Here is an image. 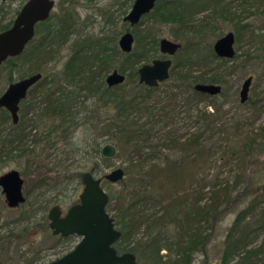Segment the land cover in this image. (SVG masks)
<instances>
[{"label":"trees","instance_id":"trees-1","mask_svg":"<svg viewBox=\"0 0 264 264\" xmlns=\"http://www.w3.org/2000/svg\"><path fill=\"white\" fill-rule=\"evenodd\" d=\"M154 6L150 12L151 17L163 22L177 23L183 28L182 30L186 35L189 34L188 39L177 52L179 53L178 59L170 68L169 77L173 80V84L169 86L166 94L148 102L147 97L157 87L146 86L139 81H133V87L124 91L122 88L124 84L109 86L105 81H100L104 76L103 72L111 68L121 51L106 49L104 39L99 40L91 37L81 41L74 40L71 55L63 62L64 65L61 70L48 73L49 75H42V78L31 86L27 94L30 95V100L37 98V95L42 97L43 105H41L38 119L46 123L49 122L46 125L49 131L43 137L48 146L54 144V136L57 137V141L62 140L65 144L71 145L72 136L79 126L92 122L96 117L95 112L108 107V112L113 111L103 120V128L100 129L99 134L111 136L110 138H114V140L117 139L121 148L125 147L133 152L124 159L125 173H131L133 169L137 168L136 166L142 167L151 158L163 155L165 163L162 168H160V163L151 166L146 172L142 169L145 179L139 183H135L133 181L135 179L130 177L132 181L131 183L129 180L130 184L124 179L120 180L121 189L116 195L109 198L108 201H112V203L106 207L109 213L110 210L112 211L111 215L115 225L122 232L121 241L128 239L134 230L143 229L142 236L131 249L138 257L140 264H193L195 253L209 240L210 234L206 233L209 224L217 221L220 215L226 211L223 205L235 204L238 200L242 206L236 212L234 220L223 237L222 252L219 259L207 263L263 264L264 236L256 246L257 248L249 246L251 241L258 238L260 232L264 230V171L258 173L251 180L253 176L251 171L264 164V162L259 161L261 156L264 157V119L261 125L257 127V131H253L252 136H247L243 140L240 151L226 149L221 156L225 157L228 153L232 158L240 159L242 153L241 164L237 166L241 169L242 174L238 173L232 184L228 180L225 182L216 181L214 186L206 190L205 194L202 192H198V194L185 193L182 192L183 187H181L186 177V169L189 165L194 166L193 161L195 159L205 155V147L199 143L204 133L203 130L192 131L188 135L178 134L170 128L171 125L168 121L164 122L159 130L163 135L156 140L153 138L154 133H156L155 125L158 124L159 120H165L167 116H172L171 111L176 110V107L183 102L181 101L184 99L182 98L183 86L189 91L191 90V100L196 101V105L198 100L210 99L203 111L193 108L192 101L187 110L191 112V110L196 109L197 117L199 121L205 123V128L215 127L221 134L226 132L228 126L224 125L227 123H219L218 121L225 113L223 107L225 102L221 103L216 100V97L221 95L223 90L218 95L210 96L194 89L196 83L212 82L221 85L223 79L219 77L218 73L211 75H208L207 72L192 74L188 64L194 56L198 58L197 61L203 62H206L210 57L222 61L239 57L235 51L231 59L220 58L215 55L210 43L207 51L203 54L200 53L206 34L210 32L219 38L224 33V25L221 22L231 24L230 31L235 34V42L240 46H242V42L253 44V54L247 50L242 51L245 59H243L241 66H244L245 61L253 58L264 62V31L259 33L256 30L258 27L264 28V0H156ZM250 10L259 12L261 23L255 22L256 20L244 19L243 13L247 15ZM199 13L203 15L198 17L197 14ZM11 22L12 20L1 24L0 31L10 26ZM73 22L71 13L65 12L63 15L56 16L55 21L51 14L47 20L38 23L35 36L37 29L42 24L46 25L45 34L38 39L34 36L27 43L23 52L15 57H8L2 63L10 69L9 77L11 78L15 68H18L24 61L46 59L45 56L49 54V51L42 47L52 48L56 44L60 45V43L67 42L70 33L73 32ZM135 33L138 43L134 52H124V57L121 56L122 62L118 64L119 72H125L127 67L132 66L140 58H149L150 50L156 46V38L151 36V31L145 33L147 37L151 36L153 39L152 42H148L150 43L149 48L146 47L148 43H144V39L140 35L141 32L136 31ZM180 50L181 52H179ZM119 55H122V52ZM230 67L231 71H235L237 64H232ZM39 72H41L40 67L32 73ZM129 75L132 77V74L129 73ZM90 97H94V100L91 104L92 107L87 108L84 102ZM250 100L248 95V99L244 103H248ZM23 101L25 99L21 102ZM262 107L264 108V106ZM82 110L85 112L79 116V112ZM260 110L259 112H264V109ZM131 111L147 114L146 119L148 121L140 123L133 120ZM7 117H9L8 114ZM235 125L237 129L239 125H242V122L237 121ZM17 127L22 130L20 120ZM16 134H11L10 143L21 142L24 137H27V134ZM99 134L85 147L83 154L89 155L90 153L96 162H106L109 158L101 155L102 141L98 140ZM33 140L43 141L41 138H34ZM170 154H179V157L171 158ZM247 160L259 162L261 165H248ZM247 167L249 168L247 172L249 179L245 184L243 180L247 176L245 173ZM262 167L264 168V165ZM78 174L81 173L78 172ZM103 175H100L101 178ZM237 183H242L244 186L234 193ZM205 187L199 191H203ZM145 203H152V207L162 204L161 210L150 214L137 208ZM4 206L11 210L6 206L5 201ZM23 212L21 218L26 216V210ZM8 223L6 220L0 223V226ZM170 226L176 230L175 239L168 234ZM23 230L26 231V227ZM8 236L13 237L12 230H9L7 236H0V256L6 250H9L6 253L12 251L10 245H5ZM121 241L116 244L118 251L125 249V247L122 248ZM161 250H165L166 254H161ZM235 255L238 258L234 263H231Z\"/></svg>","mask_w":264,"mask_h":264},{"label":"rangeland","instance_id":"rangeland-1","mask_svg":"<svg viewBox=\"0 0 264 264\" xmlns=\"http://www.w3.org/2000/svg\"><path fill=\"white\" fill-rule=\"evenodd\" d=\"M25 2V0H4L0 1V25L5 24V22L13 20L16 15V10ZM132 0H56V5L53 8V20L55 21L56 16L63 15L64 12L69 14L72 12L74 18V28L73 32L70 33L69 40L60 45L56 44L54 47H42L44 50L49 51L46 59L39 60H28L22 62L18 68H15L12 72L11 78L9 77L10 69L6 65H2L0 70V94L6 89L8 83L11 81H17L22 77L29 76L30 73L37 71L40 67L42 75L52 73L53 71H59L63 67V62L71 55L72 43L74 40H83L87 38H97L105 40V47L108 50L113 51L114 49H119L118 38L124 31L129 30L133 33L134 43L132 46V52L138 43L136 31L141 32L140 35L144 39V43L152 42L151 36L156 38V46L150 50L149 58H140L139 61H135L132 66L127 67L125 72V80L123 81L122 88L124 91L133 87V81H138V71L137 68L142 64L151 63L152 59L156 57L165 58L167 55L163 54L159 49V40L161 37H168L173 41H178L181 46L186 42L189 34H185L182 30L183 28L177 23L163 22L159 19H154L151 17L150 12L145 14L141 20L131 26L128 22L123 20V16L131 8ZM108 11V14H107ZM203 13V12H202ZM202 13L197 14V16L203 15ZM258 11L250 10L247 15H244V19L255 22H260V16ZM110 16V18H109ZM224 25V33L231 30V24L226 22H221ZM259 25V24H258ZM257 25V26H258ZM45 26L40 25L37 29L38 39L41 35L45 34ZM259 33L264 31V28L258 27L256 29ZM151 31L152 35L147 37L145 33ZM223 33V34H224ZM218 37L212 33L206 34L205 42L200 50L201 54L207 51L208 45L212 46L213 42ZM101 40V41H102ZM236 52L239 57L228 61H222L220 59L209 58L206 62L197 61L196 56L189 62L192 74H200V72H207L208 75L213 73H218L221 79H223L221 88L223 93L216 97L218 102L224 104L225 113L220 118L219 123H227L224 126L226 132L219 133L215 127L209 129L205 128V123L199 121L197 117V111H203L204 106L208 103V100H191V90L189 91L184 86L182 87L184 92L182 94L181 101H183L180 106L176 107V110L171 111L170 117H166L165 120H159L158 124L155 125L153 140L161 137L163 134L159 131L164 122H170V128L175 130L178 134L188 135L192 131H202L203 135L199 143L205 148V155L199 157L193 161L194 166H190L186 169L185 180L181 187H183L182 192L185 193H206L208 188L214 186L216 181H226L228 180L230 184L234 183V179L237 174H242L241 169L237 168L242 161V153L240 159H235L227 153L225 157L224 154L226 149H234L240 151V146L243 140L247 136H252L253 131H257V127L261 125L264 119V112L260 109H264V62L260 59L253 58L252 60L245 61L244 66H241L245 59V55L242 51H249L254 53L252 48L253 44L250 45L247 42H242V46L238 43H234ZM150 43L146 46L149 48ZM152 48V47H151ZM122 55L118 53L117 59L111 65V68L107 69L103 73V78L100 79L102 82L105 81L106 76L112 70L118 69V64L121 63V56L124 57L123 51ZM264 51V50H263ZM181 52V50L179 51ZM200 54V55H201ZM179 53H176L171 58L175 63L178 59ZM117 56V55H116ZM44 58V57H43ZM229 59V58H227ZM131 60V59H130ZM237 64V69L231 71V65ZM188 67V68H189ZM21 70V71H20ZM132 74V77L129 75ZM49 75V74H48ZM248 75L253 76V81L250 85L249 97L250 102L242 103L239 98V91L241 90V85L243 80L248 77ZM133 79V80H132ZM173 84V80L169 77L166 81L161 82L157 88L150 94L147 99L148 102H152L153 99H158L162 97L169 90V86ZM85 92V91H83ZM30 95L25 97V101L20 102L19 105V119L20 127H17L19 123H13L10 114L7 110L0 108V175L1 173L15 168L21 173L24 179L23 193L26 196V201L24 204L20 205L13 210H8L4 206L3 192L0 187V223L8 220L7 225L0 226V236L8 234L9 230L13 231V237H7L5 245H10L12 251L0 256V264H48L51 260L58 258L63 253L68 252L70 249L76 246V243L80 241V236L70 235L68 238H62L59 235H53L52 231L48 225V210L51 206L59 203L64 211L67 207L75 201L78 200L79 194L83 188L81 181V174L83 171L92 170L93 174L98 177L101 174H105L109 170L115 167L124 168V159L130 153L133 154L128 148L120 147L118 145L119 141L111 136L99 134L101 128H103V123L106 117L112 113L113 110L107 111V108L100 109L95 112V118L92 122L86 123L85 125L79 126V128L74 132L72 136V144H65L64 141H57V137L53 145L48 146L46 144V136L49 129L46 125L49 122H44L38 119V114L41 111L42 97L37 95V98L30 100ZM94 97L87 98L84 105L87 108L92 107V102ZM193 102V108L189 112L188 105ZM191 104V103H190ZM111 108V107H110ZM112 109V108H111ZM208 110H210L208 108ZM85 110L79 112V116L84 114ZM9 117H7V114ZM131 116L133 120L143 123L148 121L146 118L147 114L131 111ZM44 120V119H43ZM240 121L242 125L237 127L234 126L235 122ZM166 126V125H165ZM12 133L27 134L21 142L15 141L13 144L9 142V138ZM99 134L98 140L102 141V144L111 142L115 144L118 149L117 154L111 157L106 162H96L93 156L88 154H83L85 147L92 142L93 138ZM34 138H41L43 141L38 142L33 140ZM46 138V137H45ZM130 148V147H129ZM24 151H21V150ZM210 149V150H208ZM212 150V152H211ZM24 152V153H23ZM240 155V154H238ZM236 155V156H238ZM159 157L151 158L145 165L133 169L131 173H125L124 179L130 184V178H134L135 183H139L144 180L145 176L142 172L148 171L151 166L160 164V168L165 163V158L163 155H158ZM171 158L179 157V154H170ZM164 159V160H163ZM264 157H260L259 161L262 163ZM253 160H247L248 165H258L259 162H251ZM261 165V164H259ZM264 165V164H263ZM258 166L251 172L253 180L258 173H262L264 168ZM249 167V166H248ZM245 173L248 172L249 168ZM125 169V168H124ZM80 172L81 174H78ZM245 180L243 182L246 184L249 179V174H246ZM130 177V178H129ZM130 180V181H129ZM132 183V181H131ZM238 185L234 188V193L242 188L244 185L242 183H237ZM102 185L109 194V198L116 195L122 187V183H112L108 181H103ZM206 186V187H205ZM203 191H199L203 188ZM233 193V194H234ZM190 195V194H189ZM207 195V194H206ZM112 201L108 204L110 205ZM162 204H157L152 207V203H145L139 205L137 208L139 210H144L152 214L157 210H161ZM226 209L217 221L212 222L207 227L206 233L208 232L209 240L206 245H204L200 250H198L194 255L193 264H208L212 260L219 259L222 252V242L224 240V235L227 232L229 225L235 218V214L238 209L242 206L240 200L237 203H231L223 205ZM8 207V206H7ZM26 210L25 217L21 218L23 211ZM112 211L110 210V213ZM20 215V216H19ZM26 227V231L23 230ZM118 229L119 227L116 226ZM143 229H137L133 231V234L124 240H117L114 242V246L121 241L122 248L124 250H119L118 252L131 251L132 247L137 243L139 238L142 236ZM169 233L175 239L176 230L173 226H170ZM264 236V230L260 232V235L255 240L251 241L249 247L257 248L256 246L260 243L261 238ZM161 254H166L165 250L160 251ZM261 257L263 255H260ZM238 256H234V263ZM139 263V259L137 257ZM262 263L264 264V258H262ZM140 264V263H139Z\"/></svg>","mask_w":264,"mask_h":264},{"label":"water","instance_id":"water-1","mask_svg":"<svg viewBox=\"0 0 264 264\" xmlns=\"http://www.w3.org/2000/svg\"><path fill=\"white\" fill-rule=\"evenodd\" d=\"M4 1V0H0ZM156 0H134L132 9L124 18L131 25L138 23L144 14L154 9ZM54 0H25L24 5L15 15L10 26L0 31V66L8 57H15L26 48L27 43L34 38L38 21L48 19L54 6ZM134 43L131 32L126 31L119 38V47L123 52H131ZM235 34L232 31L222 34L212 46L216 56L231 59L236 51ZM181 47L180 42L168 37H161L159 49L165 55H174ZM172 59L156 57L151 63L142 64L137 68L138 81L146 86L155 87L159 82L169 77ZM42 78L41 72L29 74L17 81L8 83L6 89L0 94V108L6 109L14 123H18L19 105L25 99L31 86ZM125 74L117 69L112 70L105 78L109 86L122 84ZM253 76L243 80L239 91L240 102L248 99ZM194 89L210 96L222 92L221 85L216 83H196ZM117 147L107 142L101 146V155L105 158L114 157ZM0 187L5 195L6 206L17 208L24 203L23 178L15 168L1 173ZM125 169L115 167L103 175L96 177L91 170L81 174L83 188L79 194L78 202L70 205L64 214L59 204L52 206L47 214L48 225L53 235L67 237L71 234L80 236L76 246L48 264H139L135 253L130 251L118 252L114 242L119 240L122 232L116 227L113 216L106 207L109 203V194L104 189L103 179L117 183L122 180Z\"/></svg>","mask_w":264,"mask_h":264},{"label":"flooded vegetation","instance_id":"flooded-vegetation-1","mask_svg":"<svg viewBox=\"0 0 264 264\" xmlns=\"http://www.w3.org/2000/svg\"><path fill=\"white\" fill-rule=\"evenodd\" d=\"M54 1H55V3H54L53 8H54L55 5H56V0H54ZM133 2H134V0H132L131 6H130L131 8L129 9L128 12H130V10L132 9ZM24 3H25V2H24ZM24 3L19 7V9L16 10V12H15L16 14H17V12L20 10V8L24 5ZM154 5H155V4H154ZM154 7H155V6H154ZM53 8H52V10H53ZM52 10H51L50 15H51L52 12H53ZM152 10H153V9H152ZM152 10H151V11H152ZM151 11H150V12H151ZM69 12H70V11H69ZM128 12H127V13H128ZM64 13H65V12H64ZM70 13H71L72 21H74V18H73V16H72V12H70ZM127 13H126V14H127ZM107 14H108V11H107ZM126 14H125V15H126ZM50 15H49V17H50ZM125 15H124V16H125ZM144 15H145V14H144ZM124 16L122 17L123 20L126 21V22H128V23L130 24L129 21L125 20ZM49 17H48V18H49ZM142 17H143V16H142ZM14 18H15V17H14ZM109 18H110V16H109ZM46 20H47V19H46ZM12 21H13V20H12ZM44 21H45V20H44ZM40 22H42V21H38V23H40ZM11 23H12V22H11ZM38 23H37V24H38ZM73 23H75V21H74ZM136 24H137V23H136ZM130 25H131V24H130ZM36 26H37V25H36ZM73 26H74V25H73ZM131 26H134V24L131 25ZM126 31H129V30H126ZM126 31H124V32H126ZM124 32H123V33H124ZM129 32H131V31H129ZM131 33H132V32H131ZM122 35H123V34H121V35L119 36V38H120ZM132 35H133V33H132ZM119 38H118V47H119ZM133 39H134V37H133ZM119 49H120V47H119ZM120 50H121V49H120ZM122 51H123V50H122ZM124 52H125V51H124ZM177 52H178V50H177ZM177 52H176V53H177ZM176 53H175V54H176ZM175 54H174V55H175ZM174 55H171V56H170V55L167 54V57H170V58H171V57L174 56ZM167 57H165V58H167ZM171 59H172V58H171ZM152 60H153V59H152ZM173 64H174V62H173V59H172V63H171L170 68L172 67ZM170 68H169V69H170ZM169 74H170V73H169ZM168 78H169V77H168ZM160 83H161V82H159L158 85H159ZM142 84H143V83H142ZM144 85H145V84H144ZM158 85H157V86H158ZM157 86H155V87H157ZM28 92H29V91H28ZM27 94H28V93H27ZM3 109H4V108H3ZM5 110H6V109H5ZM7 112H8V111H7ZM8 113H9V112H8ZM9 114H10V113H9ZM10 117H11V116H10ZM12 121H13V120H12ZM18 122H19V121H18ZM13 123H14V122H13ZM15 124H16V123H15ZM100 148H101V147H100ZM21 176H22V175H21ZM22 178H23V177H22ZM103 181H104V180H103ZM23 183H24V179H23ZM23 185H24V184H23ZM23 194H24V193H23ZM24 195H25V194H24ZM25 201H26V196H25ZM25 201H24V202H25ZM77 202H78V200L75 201V203H77ZM22 204H24V203H22ZM22 204H20V205H22ZM56 204H59V203H56ZM56 204H55V205H56ZM73 204H74V203H73ZM59 205H60V204H59ZM71 205H72V204H71ZM53 206H54V205H53ZM69 206H70V205H69ZM69 206H68V207H69ZM51 207H52V206H51ZM51 207H50V208H51ZM60 207H61V209H62V214H64V212H65L66 210L64 211V209L62 208L61 205H60ZM68 207H67V208H68ZM49 227H50V225H49ZM50 229H51V228H50ZM51 231H52V230H51ZM58 235H59V234H58ZM58 235H56V236H58ZM71 235H76V234H71ZM59 236L62 237V238H68L70 235L67 236V237H63V236H61V235H59ZM77 236H78V235H77ZM76 244H77V243H76ZM73 248H74V247H73ZM68 252H69V251H68ZM66 253H67V252H66ZM63 254H64V253H63ZM58 258H59V257H58Z\"/></svg>","mask_w":264,"mask_h":264}]
</instances>
